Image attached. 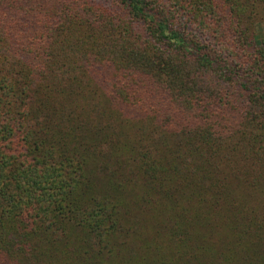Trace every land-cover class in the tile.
Instances as JSON below:
<instances>
[{
    "label": "trees",
    "instance_id": "obj_1",
    "mask_svg": "<svg viewBox=\"0 0 264 264\" xmlns=\"http://www.w3.org/2000/svg\"><path fill=\"white\" fill-rule=\"evenodd\" d=\"M264 0H0V264H264Z\"/></svg>",
    "mask_w": 264,
    "mask_h": 264
},
{
    "label": "rangeland",
    "instance_id": "obj_2",
    "mask_svg": "<svg viewBox=\"0 0 264 264\" xmlns=\"http://www.w3.org/2000/svg\"><path fill=\"white\" fill-rule=\"evenodd\" d=\"M258 29H259L260 31H264V24H259V25H258Z\"/></svg>",
    "mask_w": 264,
    "mask_h": 264
}]
</instances>
